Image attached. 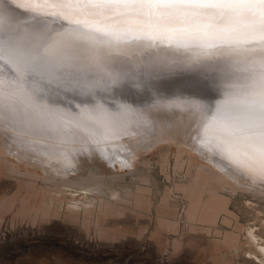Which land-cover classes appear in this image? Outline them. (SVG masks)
I'll return each instance as SVG.
<instances>
[{"label": "rangeland", "instance_id": "1", "mask_svg": "<svg viewBox=\"0 0 264 264\" xmlns=\"http://www.w3.org/2000/svg\"><path fill=\"white\" fill-rule=\"evenodd\" d=\"M163 53L175 57H189L193 54L192 51L176 49L175 45L169 47L167 44H157L141 55L135 52L130 55L147 61ZM254 58V54L234 56L242 66H246ZM6 64L9 63L0 62V71L6 70ZM206 72L203 69L161 71L149 78L151 87H121L120 90H127L129 96L126 95L124 99L119 95L121 98L118 97L117 104L124 100L132 108L129 114L144 118L143 123L138 126H134L133 121L130 122L137 132L131 131L132 137H137L133 140L139 143L136 146L131 143V147L135 149L138 145L143 146L146 141L144 145L154 143V147L144 154L139 153L134 160V169L140 170L141 174L127 175L123 180L113 183L114 186L107 182V186L119 189L121 196L127 200L122 205H116L111 212L98 218L96 216L90 224L71 221L66 201L62 205L54 201L55 193L41 180L36 181V187H31L24 174L26 166L7 155H1L0 264H220L224 255L215 258L220 237L215 234L217 226L224 234H238L240 255L236 258L231 256L233 264H250L246 261V252L250 251L246 235L250 228L258 233L264 232V196H254L235 187L232 189L231 184L225 189L215 179L210 164L207 166L199 163L200 150L212 155L221 165L226 164L228 170L232 168V171L245 177V181L253 177L247 171L233 167L234 164L231 165L223 158L225 155L219 148L214 152L208 148V143H201L208 138L212 142L217 138L216 135L212 138L213 134L210 135L203 129L211 123L215 106L225 98V89L217 87L222 81ZM13 88L15 87H9L7 91ZM208 88L217 90V93L212 97L206 96L204 93ZM109 93L101 90L100 97L104 95L102 98H105L103 102L107 100L109 103H116L115 96ZM60 100L64 104H74L67 95L60 97ZM48 103L47 106L55 109L54 115L62 113L60 116H65L69 109L67 105L53 103L52 100ZM47 110L50 111L48 108ZM2 111L0 104V131L6 135V143L10 142L7 145H15L20 136L28 138L32 135V122L40 114L39 111L25 104L17 106L14 119L18 125L17 132ZM208 118L211 119L210 122ZM168 124L173 127V131L177 127L174 131L177 134L172 136L173 139L167 136L171 129ZM201 131L206 133V137L203 138ZM94 149L100 153L98 148ZM131 151L132 149L128 153ZM218 152H222L223 156ZM164 156L168 160V166L163 163ZM6 158L10 161H6ZM178 159H181V169L177 165ZM198 167L205 170L203 177L221 191L217 202L224 210L220 213L217 225L212 227L207 219L198 220L197 217L190 220L186 211L185 202L198 179ZM104 170L101 168L99 171L110 175V171ZM188 171H191L190 174ZM205 198L208 202L207 209L211 214H216L217 211L210 205L213 196L206 192ZM168 199L171 200L170 205L165 204L163 208L164 201ZM33 206L40 209L42 215L37 218L30 215ZM175 210L177 215H174ZM160 214L169 217L171 221L164 226L160 225ZM175 217L176 224L172 222Z\"/></svg>", "mask_w": 264, "mask_h": 264}, {"label": "snow or ice", "instance_id": "2", "mask_svg": "<svg viewBox=\"0 0 264 264\" xmlns=\"http://www.w3.org/2000/svg\"><path fill=\"white\" fill-rule=\"evenodd\" d=\"M157 42L193 54L130 55ZM238 54L255 58L242 66ZM0 62L14 66L15 88L0 98L10 120L20 104L39 111L66 93L89 104L97 88L151 87L149 78L161 71L215 72L225 99L209 127L228 134L226 150L264 157V0H0ZM82 116L112 118L99 104Z\"/></svg>", "mask_w": 264, "mask_h": 264}, {"label": "bare ground", "instance_id": "3", "mask_svg": "<svg viewBox=\"0 0 264 264\" xmlns=\"http://www.w3.org/2000/svg\"><path fill=\"white\" fill-rule=\"evenodd\" d=\"M10 7L13 8V11L18 18H28L29 13H27L24 9L15 8L11 5ZM56 26L57 25H54V27ZM157 44L159 43L157 42ZM141 60L143 59L141 58ZM7 66L6 70L0 71V98H2L3 92L7 91L9 87L10 89L15 87V84L13 83L14 72L12 70V67L14 66H10L9 64ZM206 73L217 77L215 72L207 71ZM203 77L205 76L203 75ZM217 87H223L224 89L223 82H221V85ZM102 89L103 88H97L95 90L94 102L98 101L97 103L93 102L83 104L81 103L80 98L76 97L74 93L64 94L69 96V99L74 103L64 104L61 102L60 98L58 99L57 103L64 106L67 105L69 107V109L65 112V116H60L62 114L61 111V114L54 115L53 112L55 109L47 106L51 99L45 101L46 107L39 110L40 114L36 115L37 117L35 118V121L32 122L34 128L32 135L28 138L20 136L15 145L13 143V146L11 147L7 145L10 142L6 143V135L0 131V157L1 155H7L13 160H17L24 164L26 166L24 174L31 187H36V181L41 180L46 187L55 193L53 198L54 201L60 202L61 205L66 201V209H68V215L70 220L73 222L90 224L96 216L98 218L99 216L111 212L116 205L124 204L127 199L121 196L119 189L112 187L114 186L113 183L123 180L127 175L136 176L139 174L140 170L134 169L135 158L138 157L139 153L142 152L144 154L146 151H149L150 148L152 149L154 147V143H147L144 145L147 142L146 140L143 146L138 145L135 149L131 147V143L133 145L138 143L133 140V138L136 137L135 133L137 134L133 125H140L143 121V117L139 118L135 116L136 114H129V111H132V108L128 105V103H125L124 100H120V103L117 104V99L120 97L119 95L125 99L126 95L129 96L128 91L120 90V86H112L110 90L103 89L110 92L109 94L115 96L116 98V103H109L110 101L108 102L107 100L106 102H103L105 101V98H102L104 95L100 97ZM108 97L109 96L107 95V98ZM94 104L101 105L104 110L112 114V118L101 121H92L80 116L85 111L91 110L94 107ZM202 104L203 103H201V105ZM111 105L114 106V108ZM47 108L50 111H48ZM72 108L74 110H72ZM121 108L127 109V112L123 115L119 114V110ZM202 117L204 118V114ZM61 120H64L65 122ZM11 121H8L10 125L15 129L18 128V125L16 124L17 122H15L16 120H13V122ZM99 122L103 124L102 127V124H99ZM130 122H132L133 125ZM209 125L203 130L209 132L210 135L213 134L212 138L215 137L214 135H216L217 138H214L215 141L213 142L208 137V139L206 138L207 140L202 139L204 144L208 143V148H211L214 152L216 151L215 149L218 151L219 148L225 155L223 158H226L231 165L234 164L233 167H238V170L240 169V171L244 170V172L247 171L250 173L253 176L250 177L252 181L250 179L248 180L251 182L248 180L245 181V177L243 178L234 170L232 171V168L228 170V166L226 164L221 165V163L217 162V160H214L212 155L203 153V151L200 150L198 152L201 153V160H199V163L207 166L210 164L209 166L214 172L215 179L219 180V183H222L223 187H226L225 189H227V186L231 184L230 188L232 189H241L244 192H250L254 196H264V157H261L258 154H245L243 151H237L235 148L231 151L226 150L227 146L225 142L229 139L228 134L215 124H212V127H209ZM167 126L171 127L169 124ZM176 128L177 127L174 128V131ZM206 128L207 130H205ZM160 129L161 128H159V130ZM15 131L17 132L18 129ZM131 131L132 133L135 131V137H132L133 134H131ZM174 131L173 127H171L170 133H167V136L171 137L170 139H173L174 137L172 138V136L177 134V131L176 133ZM203 134L204 136H201H203V138L206 137V133L203 132ZM94 148H98L100 153L95 152ZM130 149H132V151L131 153H128ZM221 153L218 152V154ZM6 159V161H10V159ZM163 163L165 166H168V160L166 157L165 160H163ZM177 165L178 168L181 169L179 167L181 165V159H178ZM101 168L110 171V175L100 173L99 170H101ZM201 168L202 167L197 168V173L199 174L198 179L194 184L195 186L192 193L188 196V200L184 202L186 203V211L190 220L197 217L198 220L207 219L209 226L212 227L217 225L220 213L224 210L217 202L218 195L221 191H219L217 187H213L212 183L203 177L205 170ZM190 172L191 171H188V174H190ZM108 181L111 182L112 186H107ZM260 186L262 187L260 188ZM206 192H209L211 196H213L210 205L213 210L217 211L214 215L207 209L208 202L205 198ZM169 200L170 199L164 201L163 208H165V204L170 205L171 200ZM34 206L31 208L29 214L37 218L42 215V212ZM174 215H177L176 210ZM159 217V223L162 226H164L166 222L171 221L169 217H166L163 214H160ZM176 221V217L175 219L173 218L172 222L176 224ZM215 234L220 237L222 236L223 238H221V240L220 237H218L219 239L217 241L215 258L217 259L221 255H224L220 259V264H233L231 256L236 258L240 255L238 234H224L218 226ZM246 238L250 247V251L246 252V254H248L246 261L250 264H264V232L258 233L257 230L250 228L247 231ZM215 264L219 263L215 262Z\"/></svg>", "mask_w": 264, "mask_h": 264}, {"label": "water", "instance_id": "4", "mask_svg": "<svg viewBox=\"0 0 264 264\" xmlns=\"http://www.w3.org/2000/svg\"><path fill=\"white\" fill-rule=\"evenodd\" d=\"M171 88H173L172 86H171ZM133 89V88H132ZM217 93V90H215V89H212V88H208V89H206V91H205V95L206 96H208V97H212L214 94H216Z\"/></svg>", "mask_w": 264, "mask_h": 264}]
</instances>
